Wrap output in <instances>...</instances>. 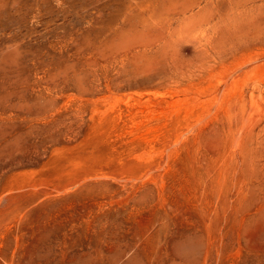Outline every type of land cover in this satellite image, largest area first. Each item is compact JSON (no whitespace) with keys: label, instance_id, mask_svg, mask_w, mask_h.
<instances>
[{"label":"rangeland","instance_id":"1","mask_svg":"<svg viewBox=\"0 0 264 264\" xmlns=\"http://www.w3.org/2000/svg\"><path fill=\"white\" fill-rule=\"evenodd\" d=\"M0 264H264V0H0Z\"/></svg>","mask_w":264,"mask_h":264}]
</instances>
